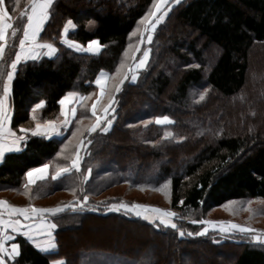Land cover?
<instances>
[{
  "label": "trees",
  "instance_id": "trees-1",
  "mask_svg": "<svg viewBox=\"0 0 264 264\" xmlns=\"http://www.w3.org/2000/svg\"><path fill=\"white\" fill-rule=\"evenodd\" d=\"M4 3L12 25L0 57V70L6 73L19 51L27 24L22 13L29 11L30 3ZM151 4L152 0H54L38 40L52 43L55 55L43 53L37 60L18 63L9 95L10 127L24 139L21 150L7 152L0 162V198L21 206L78 207L52 215L57 224L56 250L43 252L19 234L14 242L20 245V255L8 258L7 264H52L59 259L67 264H264V244L253 236L239 240L214 232L187 234L203 228L191 223L190 212L206 214L226 208L229 201L236 204L227 218L264 234V226L257 222L264 217V0L174 4L148 44L146 68L139 70L135 82L128 73L117 93L122 75H116L115 69L122 60L133 65L132 50L128 57L123 53L130 43L139 42V32L132 37L130 33L137 30ZM69 19L75 28L68 37L83 45L98 39L104 46L99 54L77 51L62 42ZM139 27L142 30L143 25ZM143 51L142 43L137 60ZM101 70L112 78L97 111L111 99L112 125L106 133L98 128L89 135L87 128L96 122L91 106L99 97L94 81ZM3 84L0 79V95ZM68 92H78L85 99L62 136L31 132L37 123L64 119L59 100ZM41 100L45 104L33 111ZM163 115L174 123L156 124L155 117ZM78 121L82 134L72 137ZM22 128L30 131L21 132ZM165 132L173 135L166 137ZM81 140L86 146L79 172L73 169L53 179L57 165H71ZM44 163L50 165L49 175L30 185L25 194L26 173ZM89 167V179L81 183ZM166 181H170L169 208L177 213L175 222L184 236L178 229L157 228L141 217L108 207L120 201L139 202L126 196L127 191L120 192L121 187L153 195ZM84 195L89 199L81 204ZM51 198L58 200L41 203ZM87 223L94 229L104 224L109 228L107 236L89 240ZM123 227L133 229L136 237ZM200 252L207 255L202 263L195 259Z\"/></svg>",
  "mask_w": 264,
  "mask_h": 264
},
{
  "label": "snow or ice",
  "instance_id": "snow-or-ice-1",
  "mask_svg": "<svg viewBox=\"0 0 264 264\" xmlns=\"http://www.w3.org/2000/svg\"><path fill=\"white\" fill-rule=\"evenodd\" d=\"M171 2L172 4H179L181 0H152L151 7L146 11L144 16L141 17V20L138 22L137 30H134L130 33V37L136 36L139 32V42L134 46L133 44H129L128 48L124 51V57L129 56V50H132V60L134 64L132 66H127L125 62L122 60L120 64L115 69L116 75H122V78L119 84L115 87V92H119L120 85L124 83L126 79H128V73H131V80L135 82L138 78V73L140 69L146 68L147 62L149 60L151 49H147L143 51L142 58L136 59V53L140 52V45L144 43L145 34L146 40L148 44H151L153 41V33L157 25L165 19L167 13L170 9L166 7V5ZM31 5L30 11H26L22 13V15L27 16V24L24 27L23 38L19 40V51L15 54V59L12 60L10 64V71L6 73L0 70V79L4 80L3 84V94L0 95V159L3 158L4 153L6 151H10L12 148H18L20 141L24 139L23 136H17L15 133L9 130L8 135L14 137L11 141L10 145L5 144L3 140V130L5 123L10 119L8 110L6 108V101L12 91V81L14 75L17 70V65L21 60H37L40 58L39 49H46L47 55L52 57L57 49L52 43L48 42H40L38 37L43 29L44 24L49 19L51 12L50 9L54 3V0H29ZM18 6V0H17ZM159 13V15H157ZM10 19L8 9L5 7L4 0H0V41H4L6 38V30L12 28V25L8 23ZM89 23H92L91 21ZM139 25H143V28L139 27ZM71 28H75L74 22L69 19L62 32L63 43L67 44L69 47L74 48L77 51L88 52L92 54H99L101 49L104 47L100 44L98 39H94L88 42L87 46L80 45L76 41H72L68 39V34ZM15 31H13L12 35H15ZM4 55V45L0 44V57ZM199 67V65H196ZM126 69V71H125ZM112 78V74L105 73L101 70V73L98 75L97 79L94 83L99 87L100 97H103L110 90L108 89V81ZM207 93V89L204 92L200 93L199 100H204L205 95ZM79 98L81 101L85 99L83 95H80L75 92H68L65 94L60 100L59 104L62 106L61 112L65 116V119L62 121L63 126H68L71 123V120L68 118L69 116H76L75 107H68L65 110L64 106L74 104L76 98ZM113 101L110 99L109 104L111 105ZM97 102L93 103L91 106L92 116L96 118V122L93 123L90 127L87 128V132L89 135L95 132L98 128L102 132H108L112 125V119H107V114L109 111V107H102V114L97 115ZM45 104V101L41 100L39 103L35 105V109L41 108ZM114 110V109H113ZM35 118V117H33ZM104 122V126L101 127V123ZM155 123L159 125L172 124L174 123L171 118L167 115L155 117ZM36 132L43 130L45 133L56 132L58 130L57 124L55 121H47L44 124L37 123L36 124ZM30 131L29 129L22 128L21 132L27 133ZM78 134H82L81 127L79 126V121L77 122V127L75 131L71 133L72 137H77ZM166 137H171L173 135L172 132H165ZM183 139V137H181ZM88 143H91L89 140ZM65 148L68 147L67 144L64 145ZM83 147V140H81L80 145L77 146L75 158L71 159L70 166H56V171L53 175V179L60 177L64 173H70L73 169L77 172L80 170L81 166V156L79 155L80 148ZM63 154V149L61 153ZM49 163H44L38 167L30 169L27 173V184L24 185L26 189L25 194H29L30 189L29 186L35 184L39 180H44L49 174ZM91 174V168H88L87 174L83 175L81 183H85L88 181L89 176ZM170 181H166L165 183L160 185L159 190L165 192V195H168L167 189L169 187ZM142 188L144 185H140ZM75 191V188L72 189ZM84 189L81 188V191ZM89 196L84 195L83 201L81 204H86ZM183 200H180V204H183ZM236 204V201H229L226 208L229 211L233 210V205ZM249 210H251L250 206L252 201L249 200L247 202ZM75 204H67L56 207H36L34 205H29L26 207L16 206L9 203L7 200H0V264H5V256L11 257L13 260L16 259L20 255V245L17 243H12L10 249L6 246V242L13 240V236L9 229L12 232H20L24 227L22 220L24 221L31 220L34 217H44L47 214L56 215L58 213H62L65 208H72L74 211L76 210ZM111 210L115 211H124L133 213L137 217H141L144 220L150 221L156 225L157 228L160 225H164L165 227H171L172 229H178L177 223L174 222V218L177 216V213L158 207L154 205L148 204H140V203H127V202H117L108 205ZM159 221V223H157ZM192 223H200L207 226L215 227L219 225L221 231H231V230H239L241 233H252L253 239L257 243L264 244V234H257L259 230L252 229L250 227H246L244 225H240L231 221H210V220H192ZM57 227V224L54 222L44 221L41 225L40 231H43L45 228L47 229V237L48 239L42 244L35 240L33 237L32 231L27 230L24 231V235L32 239V242L35 246L41 251L48 252L54 251L57 249V244L55 243L54 237L52 235V230ZM31 229V226H29ZM209 231L208 227H204L200 232L197 233H187L188 235H205ZM178 233L180 236H184L185 232L182 229H178ZM52 264H67L66 261L63 260H54Z\"/></svg>",
  "mask_w": 264,
  "mask_h": 264
},
{
  "label": "rangeland",
  "instance_id": "rangeland-1",
  "mask_svg": "<svg viewBox=\"0 0 264 264\" xmlns=\"http://www.w3.org/2000/svg\"><path fill=\"white\" fill-rule=\"evenodd\" d=\"M174 4H172L171 2H169L168 5H166V7L168 9H170ZM169 12V11H168ZM168 14V13H167ZM157 15H159V13H157ZM3 45H5L3 42L4 41H0ZM143 45H145V50L149 49L150 47L148 46V43H147V40H146V34H145V40H144V43ZM212 50V54L215 53L216 51L214 50V48L211 49ZM39 53H40V56L43 54V51H45V54L46 53V49H39L38 50ZM142 58V57H141ZM134 64V63H133ZM100 96L97 97L96 99V102L97 100H100ZM101 101V100H100ZM99 101V102H100ZM113 103V102H112ZM111 103V105L108 103L106 105H104L103 107H109V111H108V114H107V119H112L111 116H112V113H113V109H114V106L113 104ZM98 106H101L99 103L97 105ZM6 108L8 110V113L10 114L11 112V108H10V101H9V97L6 101ZM99 111H97V115H101L102 114V108L101 109H98ZM69 119L71 118V116L68 117ZM10 120V119H9ZM9 120L7 123H5L4 125V130H3V140H12L14 137L12 136H9L8 135V132L9 130H12L11 132L15 133L17 136H23V134H18L16 133L13 129L10 128L9 126ZM172 120V119H171ZM51 121V120H49ZM52 121H55V120H52ZM62 120L60 121H55L57 122V128L58 130L56 132H51V133H45L43 130H40L39 132H36L35 129H33V132L37 133V134H41V135H45V136H50V135H62L63 131H64V126L61 122ZM173 121V120H172ZM104 122H102L101 124H103ZM40 124H44V123H40ZM85 146L86 145H83V149H80L79 151V155L81 156L82 158V155H83V151L85 149ZM116 191L118 190H113V192L115 193ZM119 191L120 192H126V196L130 197L131 199H135V200H138L139 202H134V203H140V204H148V205H154V206H158V207H161V208H164V209H167V210H170V211H173L172 209L169 208V193L168 195H165V192L163 191H160L157 192V193H153V195H150L148 193H141V192H138L136 190H133V189H126V187H121L119 188ZM168 192V190H167ZM58 199H49V200H45V201H42L41 203L43 204H47V205H50V204H54ZM19 201H21V199H19ZM24 201V200H23ZM125 202V201H123ZM147 202V203H146ZM129 203V202H127ZM131 204V203H130ZM22 204H19V206H21ZM25 205V204H24ZM23 205V206H24ZM26 207V206H25ZM54 207V206H53ZM78 207V206H77ZM233 207V206H232ZM110 209V208H109ZM124 212V211H122ZM175 212V211H173ZM128 214H131V215H134L133 213H129V212H126ZM176 213V212H175ZM253 214L255 216H257L258 214L256 212H253ZM226 216H230V211L227 209V208H223V209H218V208H214L212 209L210 212L208 213H203L202 211H196V212H190L188 214V217L190 218V221L192 223V220H210V221H231V222H234V223H237V224H240V225H244L246 227H250L246 224H242L240 222H237V221H233L232 219H229L227 218ZM44 217H47L48 221L49 222H52L51 220V217L52 215L51 214H47L46 216ZM253 218V217H251ZM255 218V217H254ZM176 220V217L174 218V222ZM159 222V221H157ZM257 222H259L260 225H263L264 226V217H261L259 219H257ZM176 223V222H175ZM193 224H200V223H193ZM38 225V224H37ZM203 225V224H202ZM33 226V225H32ZM112 226H114L113 228L116 229L117 225L116 224H112ZM103 227H106L104 224H99L98 228L97 229H94L91 224L87 223L86 224V228L88 230L85 231V233H87L86 235L89 236V240H94V239H102V237L104 236H107V232L109 231V228H103ZM204 227H208L209 228V231L208 232H214L217 236L219 237H222V238H239V240H247V239H251L252 236L254 234L252 233H241L239 230H231V231H221L220 228H219V225L215 226V227H212V226H207V225H203V228ZM32 228H34L35 230L39 229L40 230V227L39 226H33ZM125 228V227H123ZM202 228V229H203ZM253 229V227H250ZM126 232L133 236V237H136L134 236V233H133V229H129V228H125ZM123 233V232H122ZM65 234V233H64ZM64 234L61 235L62 239H63V236ZM257 234H261V233H257ZM74 238V236H72ZM65 250V249H64ZM202 256H204L205 258L207 257L206 254H203L202 252L199 253V256L195 257V259H197L198 263H202L204 261V258H202ZM217 263L219 264V262L217 261ZM7 264V263H6Z\"/></svg>",
  "mask_w": 264,
  "mask_h": 264
},
{
  "label": "crops",
  "instance_id": "crops-1",
  "mask_svg": "<svg viewBox=\"0 0 264 264\" xmlns=\"http://www.w3.org/2000/svg\"><path fill=\"white\" fill-rule=\"evenodd\" d=\"M30 7H31V5L29 6V11H30ZM9 13V12H8ZM9 17H10V19L8 20V23H10L11 24V15L9 14ZM75 25V24H74ZM71 29H73V28H71ZM70 29V30H71ZM9 30V29H8ZM8 30H6V38H5V40H4V44H6V39H7V34H8ZM68 39L69 40H72V41H75V40H73V39H70L69 37H68ZM77 42V41H76ZM80 45H83V44H81L80 42H78ZM85 47L87 46V45H84ZM43 53H45V51H43ZM46 53H47V51H46ZM55 55V54H54ZM53 55V56H54ZM105 73H109L108 71H106V70H103ZM101 73V71L99 72V74ZM98 74V75H99ZM98 75H97V77H98ZM97 79V78H96ZM75 93H78V92H75ZM78 94H80V93H78ZM81 95V94H80ZM99 96H100V92H99ZM81 102V100L77 97L76 98V100H75V102H74V104H72V105H68V106H64L65 107V110H67V108L68 107H75V109H76V113H77V106L79 105V103ZM61 108H62V106H61ZM62 113V112H61ZM63 115V114H62ZM64 116V115H63ZM9 117L11 118V112H10V114H9ZM73 118L74 117H71L70 118V120H71V122H72V120H73ZM64 119H65V116H64ZM63 119V120H64ZM62 120V121H63ZM52 121V120H51ZM61 121V122H62ZM57 123V122H56ZM70 125V124H69ZM68 125V126H69ZM9 126H10V120H9ZM68 126H64V129H66ZM11 128V127H10ZM12 131V130H11ZM36 131V130H35ZM31 132H33V130L31 131ZM33 133H35V132H33ZM63 134V133H62ZM52 136H56V137H60V135H50L49 137H52ZM62 136V135H61ZM24 137V136H23ZM11 141L12 140H4V142H5V144H6V146L7 145H10L11 144ZM22 149V140L20 141V144H19V147L18 148H12L10 151H6L5 153H4V155L7 153V152H11V151H19V150H21ZM4 157V156H3ZM3 159V158H2ZM2 159H0V162L2 161ZM49 175V174H48ZM0 200H4V199H2V198H0ZM13 205H15V204H13ZM16 206H19V205H16ZM23 207H25V206H23ZM20 219L22 220V222H23V225H24V227L21 229V231L20 232H12L11 231V229H9V232H11V234H12V236H13V240H11V241H8V242H6V246L10 249V247H11V244L12 243H15L14 242V240H15V238L17 237V235H19V234H22L23 236H25L23 233H24V231H27V230H31L32 231V234H33V237L35 238V240H37L38 242H40V243H44L47 239H48V237H47V229L45 228L43 231H40L39 229H37V230H35L34 228H32L33 226H39L40 228H41V225L44 223V221L46 220V221H48L47 219V217H34L33 219H31V220H27V221H24L23 220V218L22 217H20ZM49 222V221H48ZM38 224V225H37ZM33 225V226H32ZM29 226H31V229H29ZM52 235H53V237H54V240H55V243H56V237H55V233H54V229L52 230ZM26 237V236H25ZM28 240H30L31 242H32V239H30L29 237H26ZM33 243V242H32ZM34 244V243H33ZM57 244V243H56ZM35 245V244H34ZM44 252V251H43ZM48 252H51V251H48ZM8 258H11V257H8V256H5V264L7 263V259ZM59 260H63V259H59ZM64 261V260H63Z\"/></svg>",
  "mask_w": 264,
  "mask_h": 264
}]
</instances>
